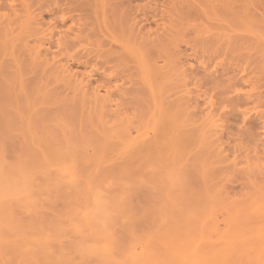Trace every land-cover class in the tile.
I'll list each match as a JSON object with an SVG mask.
<instances>
[{
	"label": "rangeland",
	"instance_id": "374dc122",
	"mask_svg": "<svg viewBox=\"0 0 264 264\" xmlns=\"http://www.w3.org/2000/svg\"><path fill=\"white\" fill-rule=\"evenodd\" d=\"M0 55V88L7 83L16 93L0 89L7 96L0 95V129L26 122L10 126L12 137L0 130L6 167L19 168L31 149L49 165L47 143L70 148L61 171L49 166L54 182L39 192L40 208L37 202L38 209L16 212L26 230L35 225L36 233L52 235L46 248L13 237L17 250L1 248L0 264H102L85 248L106 244L94 239L96 224L87 219L95 190L113 203L120 194L125 205L102 223L113 231L115 256L161 255L162 236L175 226L184 234L192 224L207 238L203 246L225 232L241 233L234 235L239 241L247 236L241 245L250 249L235 260L264 264V0H0ZM69 165L80 185L98 187L91 196L59 184L67 182Z\"/></svg>",
	"mask_w": 264,
	"mask_h": 264
},
{
	"label": "bare ground",
	"instance_id": "6f19581e",
	"mask_svg": "<svg viewBox=\"0 0 264 264\" xmlns=\"http://www.w3.org/2000/svg\"><path fill=\"white\" fill-rule=\"evenodd\" d=\"M99 2V1H98ZM101 3V2H100ZM11 4V3H10ZM12 5V4H11ZM10 6V5H9ZM14 6H16V5H14ZM230 7V6H229ZM239 7V6H238ZM237 7V8H238ZM245 7H247V6H245ZM244 6H243V8H245ZM102 8H103V6H102ZM231 8V7H230ZM229 8V9H230ZM241 8V7H240ZM246 9V8H245ZM185 10V9H184ZM233 10V9H232ZM238 10V9H237ZM103 11V10H102ZM235 11V10H234ZM104 12V11H103ZM245 12H246V10H245ZM164 13V12H163ZM248 13V12H247ZM103 14V13H102ZM235 15H236V13H234ZM242 14V13H241ZM105 15V14H104ZM162 15V14H161ZM187 15V14H186ZM240 15V14H239ZM238 15V13H237V16H239ZM243 15V14H242ZM248 15V14H247ZM250 15V14H249ZM106 16V15H105ZM243 16H245V15H243ZM253 16V15H252ZM228 18H229V16H227ZM226 17V18H227ZM248 17V16H247ZM247 17H246V19H247ZM104 18V17H103ZM237 20V22L236 23H238L239 21H238V17H235ZM234 18V19H235ZM242 18V17H241ZM164 19V18H163ZM162 19V20H163ZM232 19V18H231ZM230 19V20H231ZM233 19V21L235 22V20ZM64 20V19H63ZM161 20V21H162ZM229 21V20H228ZM244 21V20H243ZM243 21H240V22H243ZM246 21V20H245ZM165 23V22H164ZM252 23V22H251ZM158 25H160L161 24V26H162V23H157ZM240 24V23H239ZM255 24V23H254ZM157 25V26H158ZM250 25V24H249ZM163 27H165L164 26V24H163ZM162 27V28H163ZM158 28H160V26L158 27ZM168 28V27H167ZM158 30V29H157ZM166 30V29H165ZM168 30H169V28H168ZM167 30V31H168ZM166 31V32H167ZM5 49V48H4ZM3 49V50H4ZM2 51V50H1ZM1 54H3V53H1ZM0 56H2V55H0ZM1 63V62H0ZM62 65V67H63V65L64 64H61ZM68 66H70V65H68ZM66 67V66H65ZM2 68H3V66H2ZM68 68V67H67ZM151 68V67H150ZM4 69V68H3ZM2 69V70H3ZM63 69V68H62ZM65 69V68H64ZM72 69V68H71ZM155 69V68H154ZM163 69V68H162ZM67 69H65V71H66ZM151 69H149V71H150ZM164 70V69H163ZM166 70V69H165ZM164 70V71H165ZM1 71V70H0ZM68 71V70H67ZM152 71V70H151ZM150 71V72H151ZM158 71H159V69H158ZM167 71V70H166ZM162 72V71H161ZM0 73H2V72H0ZM165 74V72H162V74ZM152 74V73H151ZM3 74H1V76H2ZM150 75V74H149ZM159 75V74H158ZM151 76V75H150ZM155 76V75H154ZM156 77V76H155ZM166 77V76H165ZM158 78V77H157ZM159 79V78H158ZM3 82L4 81H2V79H1V83L3 84ZM2 84H0L1 86H3ZM6 84V88H7V90H9V87H7L8 85H7V83H5ZM5 87H3V88H5ZM11 88H13V86H11ZM10 88V89H11ZM1 90H3L2 89V87L0 88ZM0 90V91H1ZM4 91L5 93L7 92L8 93V91ZM3 91H1V92H3ZM10 91V90H9ZM12 92H13V90H11ZM10 91V92H11ZM6 93V94H7ZM14 93V92H13ZM12 93V94H13ZM98 93V92H97ZM100 93V92H99ZM2 93H0V95H1ZM9 94V93H8ZM11 94V93H10ZM16 93H14V95H15ZM96 94V93H95ZM6 96L5 94H2V96ZM14 95H11V97L12 98H14ZM18 95V94H17ZM16 95V96H17ZM6 98H7V96H6ZM11 98V99H12ZM17 98V97H16ZM16 98H14V99H16ZM8 99H10V97H9V95H8ZM84 100V99H83ZM10 101H12V100H10ZM9 101V102H10ZM16 101V100H15ZM4 102V101H3ZM1 103H2V101H1ZM5 103V102H4ZM7 103V104H6ZM4 105L7 107V105H8V102H6ZM11 103H16V102H11ZM0 106H3V103H2V105H0ZM5 107L3 106V108L1 107V109H2V112H4V109ZM0 109V110H1ZM5 111H6V109H5ZM1 112V113H2ZM163 115V114H162ZM6 116H7V118H8V114H6ZM52 116V115H51ZM11 117V116H10ZM47 117V116H46ZM175 117V116H174ZM173 117V118H174ZM4 117H2V119H3ZM19 118V117H18ZM49 118V117H48ZM156 118H158V116L156 117ZM167 118V117H166ZM9 119V118H8ZM16 119V118H15ZM180 119V118H179ZM183 119V118H182ZM181 119V120H182ZM10 120V119H9ZM17 120V119H16ZM15 120V121H16ZM40 120H42V119H40ZM50 120V119H49ZM51 120H54L53 119V116H52V118H51ZM159 120V119H158ZM162 118H161V122H162ZM166 120V119H165ZM164 120V121H165ZM180 120V121H181ZM10 121H12V120H10ZM9 121V124L11 123ZM15 121H12V123L14 124V125H9V128H10V126H17V125H22L23 126V124H26V122H25V120H24V122L25 123H23V121L21 122V120L19 119V121L21 122V123H23V124H21V123H19L18 121L17 122H15ZM39 121V120H38ZM170 121V120H169ZM183 121V120H182ZM181 121V123H182V125H183V123L185 124V121L184 122H182ZM1 122H3V120L2 121H0V123ZM19 123V124H15V123ZM161 122H159L160 123V125H157L158 123H157V121H156V125H154V128H155V126L157 127H159V126H161L162 124H161ZM176 122V121H175ZM5 123V122H4ZM39 123H42V121L41 122H39ZM170 123L172 124V125H170V127H176V123H175V125L173 124L174 122H173V120H171L170 121ZM181 123H180V125H181ZM3 124V123H2ZM168 124H169V122H168ZM1 125V124H0ZM165 125V124H164ZM181 125V126H182ZM25 126V125H24ZM167 127H168V125H166ZM165 126V127H166ZM6 128H8V126L6 125L5 126ZM25 127H27V125L25 126ZM29 127V126H28ZM155 128V129H157V130H159V128ZM170 127H169V130H170ZM173 127H172V129H173ZM0 128H2L1 126H0ZM8 128V129H9ZM14 128V127H13ZM23 129L24 127H19L18 129ZM164 128V127H163ZM8 129H6V131L8 130ZM15 129H17L16 127H15ZM15 129H13V130H15ZM25 129V128H24ZM165 129V128H164ZM0 130H4V128L3 129H0ZM11 131H12V128L10 129ZM166 130V129H165ZM1 131V134L2 133H4V134H6V133H9L10 131L8 130L7 132L5 131V132H2ZM18 131V130H17ZM19 131H21V130H19ZM24 131V130H23ZM156 131V130H155ZM174 131V130H173ZM172 131V132H173ZM176 131H177V129H176ZM22 132V131H21ZM20 132V133H21ZM26 132V131H25ZM125 132V131H124ZM169 132V131H168ZM23 133V132H22ZM21 133V134H22ZM122 133V132H121ZM175 133H177V132H175ZM184 133L186 134V133H188V132H185L184 131ZM184 133H182L183 135H184ZM3 134V135H4ZM10 134V136H11V132L9 133ZM29 134V133H28ZM123 134V133H122ZM131 134V133H130ZM156 134V133H155ZM165 134V133H164ZM174 134V133H173ZM172 134V139L176 136V137H178L179 138V135L177 134H174L173 135ZM181 134V135H182ZM8 135V134H7ZM23 135V134H22ZM140 135V134H139ZM25 136V135H24ZM46 136V135H45ZM49 136V135H48ZM47 136V137H48ZM142 136V135H141ZM3 137V136H2ZM5 137V136H4ZM12 137V136H11ZM28 137V136H27ZM51 137V136H50ZM49 137V138H50ZM129 137V139L130 138H134V137H130V136H128ZM186 137H187V135H186ZM41 138V136L39 137V139ZM44 138V137H43ZM136 138V137H135ZM188 138V137H187ZM187 138L185 139V141L187 140ZM4 139V138H3ZM2 139V140H3ZM7 139H10V137L8 138L7 137ZM47 139V138H46ZM143 139V138H142ZM41 140V139H40ZM55 140H57V139H55ZM137 140V139H136ZM174 140H177V138H175ZM41 141H43V140H41ZM45 141V140H44ZM49 141V140H48ZM47 141V142H48ZM177 141H179V140H177ZM31 142H32V140H31ZM50 142V141H49ZM59 142V141H58ZM145 142V141H144ZM143 142V143H144ZM155 142V141H154ZM170 142H171V140H170ZM9 143H10V141H9ZM41 143L42 142H40L39 144H40V146H41ZM43 143H45V142H43ZM136 143V142H135ZM141 143V142H140ZM142 143V144H143ZM147 143V142H146ZM146 143H144V146H145V144ZM151 144H152V142H150ZM177 143V142H176ZM181 143V142H180ZM172 144V143H171ZM174 144V143H173ZM179 144V143H178ZM177 144V145H178ZM181 144H183V143H181ZM34 145V144H33ZM43 145V144H42ZM138 145V144H137ZM38 146V145H37ZM37 146H35L36 148H38ZM46 148L45 149H47V151H48V153H49V156H50V159H51V161L49 160V162L51 163L52 161V165H50V163H49V165H48V162H47V160L49 159H46L45 158V155H43L41 152H39V151H37V150H34V149H31V151H30V153H29V160L27 161V159H26V162H22L23 161V159L21 160V166L20 165H17V166H19V168L17 167V168H13V167H11V170H10V168L8 169L7 167H6V164H5V156H4V153H3V150L0 148V253L1 254H3L4 252H5V250H4V252H3V250L1 249V248H3V249H6L7 251L9 250V253H10V251H15V250H17V246H16V244H15V242H12L13 241V237H15V238H17L18 237V239H20V241L22 242V241H24V242H22V243H25V242H29L28 244L29 245H32V243H33V245H35V246H38V247H40V248H46V244L50 241V239L52 238V235L50 234V235H48L49 233H46V232H42L41 233V231H38V229H37V232L38 233H36V228L37 227H34L35 225H31V228L33 227V232H32V230H31V228H28L27 230H26V227H27V224H26V226H25V224H22V223H20L19 222V218H17L16 217V212L18 211V209L19 210H28V209H34V208H37V205H36V203L38 202L37 201V198H38V194H39V192L40 191H43L44 190V188H45V186L47 187L48 186V183L47 182H49L50 181V183L52 182H54L50 177H51V175H50V169H52V168H50L49 166H59V164L62 166V164L64 165V163H62L63 161H64V159H66L68 156H66L67 154L66 153H68V155H70V153L69 152H66V150H67V147L65 146V145H63V147L65 146V148H63L62 146V148L61 147H59V145L58 146H54L53 144H51V143H47L46 145ZM131 146H133V145H131ZM135 146V145H134ZM160 145L158 144V147H159ZM33 147V146H32ZM179 147V146H178ZM6 148V147H5ZM69 148V147H68ZM108 148V147H107ZM143 148V147H142ZM145 148V147H144ZM143 148V149H144ZM153 148V151H155L154 150V147H152ZM151 148V149H152ZM39 149H43V150H45L44 148H39ZM64 149H65V151H64ZM70 149V148H69ZM138 149V148H137ZM74 150V149H73ZM73 150H70V152L71 151H73ZM133 151H135V147H133V149H132ZM145 150H147V147L145 148ZM145 150H142L143 151V153H144V155L146 154L144 151ZM148 150H149V148H148ZM148 150L146 151V152H148ZM46 151V150H45ZM75 151H77V150H75ZM79 151V150H78ZM133 151H130L131 153L133 152ZM152 151V150H151ZM6 152V151H5ZM26 152V151H25ZM66 152V153H65ZM157 152V151H156ZM155 152V153H156ZM46 154V153H45ZM76 154V153H75ZM78 154H80V152L78 153ZM159 154V153H158ZM158 154L157 155H155L156 157L158 156ZM47 155V154H46ZM133 155H136V154H133ZM139 154H137V156H138ZM7 156V155H6ZM48 156V155H47ZM66 156V157H65ZM86 156V155H85ZM140 156V155H139ZM23 157V156H22ZM65 157V158H64ZM72 157V156H71ZM70 157V158H71ZM24 158H26V157H24ZM64 158V159H63ZM73 158H75V159H79V157H78V155L76 156V157H74L73 156ZM83 158V157H82ZM92 158V157H91ZM146 158H147V156H146ZM86 159V158H85ZM137 159V158H136ZM147 159H150V161H151V158H147ZM154 159V158H153ZM156 160L158 159V158H155ZM155 159H154V161H155ZM54 160H55V162H54ZM69 160V161H68ZM73 160V159H72ZM79 160H84V159H79ZM87 160V159H86ZM92 161H94L95 162V160H94V158L93 159H91ZM133 160V159H132ZM159 160V159H158ZM17 162H18V159L16 160ZM66 161H67V163L69 162L70 163V159L68 158V159H66ZM76 161H78V160H76ZM139 161H140V159H139ZM73 162H75V160L73 161ZM15 163V162H14ZM20 163V160H19V162H18V164ZM56 163V164H55ZM62 163V164H61ZM72 163V162H71ZM93 163V162H92ZM135 163V162H134ZM144 163H146V162H144ZM155 163V162H154ZM158 163V162H157ZM15 164H17V163H15ZM66 164V163H65ZM72 164H74V163H72ZM76 164V163H75ZM78 164H79V161H78ZM87 164V163H86ZM126 164V163H125ZM124 164V165H125ZM128 164V163H127ZM138 164V163H137ZM151 164V163H150ZM87 165H89V163L87 164ZM132 165V164H131ZM134 165V164H133ZM145 165V164H144ZM153 165V164H152ZM152 165H150V170H151V167H152ZM157 165V164H156ZM8 167H9V164L7 165ZM11 166V165H10ZM55 166L53 167V168H55ZM61 166H59V167H61ZM68 166V165H67ZM70 166V165H69ZM75 166V165H74ZM73 165L72 166H70L71 168H69L67 171H66V169L65 170H63V173H65V174H67V175H69V177H68V179H67V182H65V183H59V184H66L67 186L66 187H69L71 190H73L76 194H81V193H83V190L84 189H86V193L88 194H90V196H91V193H92V190L94 189H97V188H92V187H96V185H94V186H92L91 184V188H90V190H91V192H89L90 190H89V187L90 186H88V184L86 183V182H83V181H80V183L82 182V183H84V184H86L88 187H82V186H85L84 184H82V185H80L79 184V182H78V180L79 179H77L76 178V176H74L75 174V172L73 171V167H74ZM78 166V165H77ZM135 166L136 165H134L133 167H131V166H127V168H130L131 167V169L133 170V169H135ZM141 166V165H140ZM56 167V168H57ZM59 167L57 168V171H61L62 170V167H61V170L59 169ZM79 167V166H78ZM143 167H145V166H143ZM142 166H141V169L143 168ZM154 167V166H153ZM152 167V168H153ZM16 169V170H13V169ZM65 168V167H64ZM63 168V169H64ZM138 168V167H137ZM78 169V168H77ZM79 169H81V168H79ZM78 169V170H79ZM145 168H143V170H144ZM148 169V168H147ZM146 169V170H147ZM75 170V169H74ZM77 170V171H78ZM87 170V169H86ZM85 169H84V171H86ZM120 170V169H119ZM118 170V171H119ZM129 170V169H128ZM136 170V169H135ZM149 170V171H150ZM154 170V169H153ZM153 170H151V171H153ZM52 171H54V169L52 170ZM74 173H73V172ZM80 172L82 171V170H79ZM131 171V170H130ZM138 172H140L139 170H137ZM113 172H115V171H113ZM132 172V171H131ZM141 172H142V170H141ZM146 172V171H145ZM54 173H55V171H54ZM82 173V172H81ZM136 173V172H135ZM135 173H132V176H133V174H135ZM152 173V172H151ZM79 174V173H78ZM142 174V173H141ZM81 175H83V174H81ZM121 175V174H120ZM119 175V176H120ZM129 175V174H128ZM136 176H137V179H138V176H141V175H139V173H138V175H137V173L135 174ZM143 175V174H142ZM145 175H147V174H145ZM152 175V174H151ZM159 175V174H158ZM65 176V177H66ZM131 176V177H132ZM43 178L44 179V181L43 182H41V181H39L38 182V180H40L39 178ZM83 178H84V175L82 176ZM122 177V176H121ZM135 177V176H134ZM134 177H133V180H134ZM144 177V176H143ZM143 177H141V179L143 178ZM150 177V176H149ZM58 178V177H57ZM56 178V179H57ZM60 178H63V177H60ZM140 178V177H139ZM151 178V177H150ZM149 178V179H150ZM158 178V177H157ZM59 179V178H58ZM123 179V178H122ZM153 179V178H152ZM52 180V181H51ZM64 180V179H63ZM128 180V179H127ZM138 180H140V179H138ZM143 180H144V178H143ZM60 181H62L61 179H60ZM60 181H58V182H60ZM132 181V180H131ZM137 181L135 180V183H136ZM140 182H143L142 180H140ZM146 182V181H145ZM149 182H150V180H149ZM152 182H154V181H152ZM49 183V184H50ZM118 183V182H117ZM134 183V182H133ZM144 183V182H143ZM47 184V185H46ZM55 184V183H54ZM59 184H57V182H56V185H54V186H57V185H59ZM128 184V183H127ZM126 184V185H127ZM124 185V184H123ZM50 186V185H49ZM63 186V185H62ZM130 185L128 184V186L127 187H129ZM59 188L61 187V186H58ZM64 187V186H63ZM63 187H61V188H63ZM127 187H125V188H127ZM130 187H132V186H130ZM50 188V187H49ZM65 188V187H64ZM82 188H84V189H82ZM87 188H88V190H87ZM102 188V187H101ZM43 189V190H42ZM66 189V188H65ZM134 189H135V187H134ZM52 190V189H51ZM103 190V189H102ZM68 191H70V190H68ZM68 191H66V192H68ZM85 191V190H84ZM97 190H95V193H93V195L90 197L91 199H92V201H91V203L94 205V207H95V210H93V212H91V215H90V212H89V214H88V217H87V219H90L89 220V222L88 223H90L91 221L92 222H94L95 224H96V227H95V234H94V231L93 232H90V233H93V235L95 236H89L90 238H92V237H94V239L95 238H100V239H102V241L104 242L105 240H106V244H105V242H104V244L101 242V243H99V245L98 244H94L95 243V241L94 242H92V244H88V245H86L85 246V248L87 249V250H89V251H91V252H94L95 254H97L98 256H100V258H101V260H102V264H233V262H234V264H239L240 263V261H239V259L241 258V257H244L245 255L244 254H246V252H244V254L242 253V252H239V251H241V250H243V251H247L248 249H250V248H248L249 246L247 245H245V246H243V245H241V243H243L244 241V239H246V241L248 242V239H247V236L246 237H243V238H241L240 237V235H241V233H236L235 232V234H240L239 235V238L241 239V241H239L238 239H235V237H234V235L235 234H233L234 233V231H233V233H232V235L233 236H230L229 235V233L227 234L226 232L225 233H223V237H222V235L221 236H218V237H220L219 239H217V240H215L214 242H216V243H218V244H215L216 246H212V244L214 243L213 241V243L211 242H209V244L210 245H208L207 244V246H203V245H206V244H204V243H202L201 244V240H203L204 238L205 239H207L205 236H203V234H202V232H200L201 233V238H199V236H198V234H200V233H195V231H194V233H193V231L191 230L192 228H193V226H192V224H191V229H188V228H190V227H186V230L185 231H182V232H184V234H182L181 233V235L180 234H178V232H176L177 230H175V228H176V226H175V228H172V229H170L169 230V232H167V233H165L164 234V236H162V240H161V243H162V246H163V251H162V254L161 255H159L160 253L158 252V254H156V252H149L148 254H145L146 252H148V251H144V254H145V256H140L139 254H130L129 256H126L125 254L127 253H130V252H126L125 253V250H123L124 251V253H123V255H122V257H118V256H115L114 255V253H115V247L113 248L112 247V245H111V243L110 242H112V241H110V240H112V239H114L113 238V236H114V234H113V231H112V233H111V230H109L108 232H107V230L105 231V230H103V224L102 223H104L106 220L105 219H107L106 217L108 216V217H110V212L111 211H114V213L116 214V213H123L124 212V206L125 205H122L123 204V202L121 201L120 202V199L121 198H119L121 195L119 194V196H118V198L116 199V197H114V198H112L113 199V201L115 200V202L113 203V202H110L109 200H107L104 196H103V193H101L102 191H100V192H96ZM104 191V190H103ZM72 192V191H71ZM69 193V192H68ZM85 193V194H86ZM62 194V193H61ZM75 194V196L77 197L78 195H76ZM88 194V195H89ZM115 194V193H114ZM41 195H43V193H41ZM73 195V194H72ZM116 196L118 195V194H115ZM123 195V194H122ZM66 196H67V193H66ZM71 196V195H70ZM75 196H73V197H75ZM82 196V195H81ZM69 197V196H68ZM85 199H83V200H87V198L89 199V201H87V202H89V206H90V198H89V196L87 197L86 195H85ZM78 198H80V196L78 197ZM76 199V202L77 203H79V201H77V200H79V199ZM82 198H84V197H82ZM81 199V198H80ZM119 199V200H118ZM122 199H125V197L124 196H122ZM41 199H39V201H40ZM71 200H74V199H72L71 198ZM82 200V201H83ZM128 201V200H127ZM126 201V202H127ZM87 202L86 201H83V203H86L87 204ZM40 203H41V201H40ZM76 203V204H77ZM82 203V202H81ZM82 203V204H83ZM85 204V205H86ZM91 204V205H92ZM124 204H125V201H124ZM40 204H39V202H38V206H39ZM79 205V204H78ZM77 205V206H78ZM84 205V204H83ZM84 205V206H85ZM88 205V204H87ZM129 205V204H128ZM41 206V205H40ZM40 206H39V208H40ZM86 208V207H85ZM92 208V207H91ZM91 208H90V210H91ZM263 208V207H262ZM38 209V208H37ZM36 209V210H37ZM128 209V208H127ZM261 211H263V210H261ZM86 213H88L87 212V210L85 211ZM84 212V213H85ZM190 213V212H189ZM108 214V215H107ZM112 214V213H111ZM125 214V213H124ZM259 214V213H258ZM90 215V216H89ZM107 215V216H106ZM186 215V214H185ZM197 215V214H196ZM196 215H195V217H196ZM106 216V217H105ZM111 216H113V215H111ZM187 216H189L190 217V215H187ZM209 216H211V215H209ZM209 216H207L209 219L210 218H212V217H209ZM105 217V218H104ZM195 217L192 219V217H191V219L192 220H194L195 219ZM200 218H202L201 216H199ZM205 217V216H204ZM113 218V217H112ZM263 218V217H262ZM110 219V218H109ZM185 219H187V218H185ZM190 219V220H191ZM207 219V218H206ZM264 219V218H263ZM189 220V219H188ZM200 220V219H199ZM198 220V221H199ZM110 221V220H109ZM181 221V220H180ZM185 221H187V220H185ZM195 221V220H194ZM203 221H204V219H203ZM211 221V220H210ZM111 222V221H110ZM207 222V221H206ZM260 222V221H259ZM25 223V222H24ZM106 223H109L108 221H106ZM192 223V222H191ZM197 222H193V224H196ZM199 223V222H198ZM203 223V222H202ZM205 223V222H204ZM176 224V223H175ZM184 224V223H183ZM189 225H190V223H188ZM208 224V223H207ZM213 224V223H212ZM243 224V223H242ZM241 224V225H242ZM244 224H246V223H244ZM110 224H108V226H109ZM180 225V224H179ZM188 225V226H189ZM204 224H202V225H200V226H203ZM258 225V224H257ZM30 226V225H29ZM28 226V227H29ZM209 226H211V225H209ZM208 226V227H209ZM212 226H214V225H212ZM259 226V225H258ZM257 226V227H258ZM91 227V226H90ZM173 227V226H172ZM245 227V226H244ZM246 227H249V226H246ZM254 225H253V229H254ZM264 227V226H263ZM263 227H262V230H263ZM105 228H108V227H104V229ZM196 228V227H195ZM201 228V227H200ZM236 228V227H235ZM261 228V227H260ZM109 229V228H108ZM197 229V228H196ZM216 229V228H215ZM241 229V228H240ZM247 229V228H246ZM252 229V230H253ZM181 230V229H180ZM183 230V229H182ZM193 230H195V229H193ZM201 230V229H200ZM204 230H206V227H205V229ZM203 230V231H204ZM212 230V229H211ZM214 230V229H213ZM243 229H241V231H242ZM248 230V229H247ZM250 230V229H249ZM259 230V229H258ZM29 231V232H28ZM30 231L32 232V233H30ZM90 231H91V229H90ZM217 231V230H216ZM238 231H239V228H238ZM240 231V232H241ZM255 231H257L256 229H255ZM181 232V231H180ZM228 232V231H227ZM244 232H245V230H244ZM248 232V231H247ZM250 232V231H249ZM252 232V231H251ZM205 233H206V231H205ZM214 233H215V230H214ZM219 233V232H218ZM243 233V232H242ZM260 233V232H259ZM211 234V233H210ZM222 234V233H221ZM224 234H226L225 236H224ZM249 234V233H248ZM257 234V233H256ZM90 235H92V234H90ZM218 235V234H217ZM228 235V236H227ZM245 235V234H244ZM261 235V234H260ZM57 236L58 235H56V237L55 238H57ZM60 236V235H59ZM58 236V237H59ZM97 236V237H96ZM207 236V235H206ZM242 236H243V234H242ZM87 237V236H86ZM257 237H259V234H258V236ZM249 239H250V236L248 237ZM252 238H254V237H252ZM251 238V239H252ZM88 239V238H87ZM94 239H92V240H94ZM108 239V240H107ZM110 239V240H109ZM220 239H221V241H220ZM211 240V239H210ZM213 240V239H212ZM15 241H16V239H15ZM87 241H89V240H87ZM91 241V240H90ZM98 241V240H97ZM110 241V242H109ZM205 242H207L208 243V241L209 240H204ZM255 241H257V240H255ZM254 241V242H255ZM259 241V240H258ZM262 241H263V238H262ZM30 242H31V244H30ZM99 242V241H98ZM108 242V243H107ZM253 241H251V243H252ZM253 242V243H254ZM97 243V242H96ZM253 243H252V245L251 246H253L254 248H255V245H253ZM100 244H102V245H100ZM250 244V243H249ZM203 248H202V247ZM241 247V249L239 250L238 249V247ZM205 247V248H204ZM257 248V247H256ZM256 248H255V250H256ZM2 250V251H1ZM120 250V249H119ZM119 250H117V251H119ZM130 250V249H129ZM133 250V249H132ZM254 249H252V251H253ZM19 251V250H18ZM128 251V250H127ZM131 251V250H130ZM154 251H156V250H154ZM137 252V251H136ZM12 253V252H11ZM120 253H122V252H120ZM240 253H242V254H240ZM252 254L251 252H249L248 251V254ZM143 254V253H142ZM236 254H239V256L237 255V257H236ZM247 254V255H248ZM254 254V253H253ZM117 255V254H116ZM242 255V256H241ZM126 256V257H125ZM253 256V255H252ZM235 258H239L238 259V261H237V259L235 260ZM246 258V257H245ZM251 258V257H250ZM249 259V258H248ZM243 260H245V259H243ZM236 261V262H235Z\"/></svg>",
	"mask_w": 264,
	"mask_h": 264
}]
</instances>
